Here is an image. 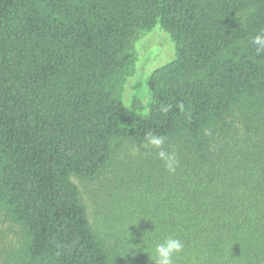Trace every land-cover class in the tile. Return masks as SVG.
Returning <instances> with one entry per match:
<instances>
[{
  "label": "trees",
  "instance_id": "16d2710c",
  "mask_svg": "<svg viewBox=\"0 0 264 264\" xmlns=\"http://www.w3.org/2000/svg\"><path fill=\"white\" fill-rule=\"evenodd\" d=\"M155 26L175 55L126 104ZM261 29L264 0H0V264H155L170 236L174 264H264Z\"/></svg>",
  "mask_w": 264,
  "mask_h": 264
},
{
  "label": "rangeland",
  "instance_id": "374dc122",
  "mask_svg": "<svg viewBox=\"0 0 264 264\" xmlns=\"http://www.w3.org/2000/svg\"><path fill=\"white\" fill-rule=\"evenodd\" d=\"M131 47L134 60L122 86L121 96L129 104L131 95H137L145 106L149 97L147 76L174 57L175 44L169 33L155 26L149 31L135 34Z\"/></svg>",
  "mask_w": 264,
  "mask_h": 264
},
{
  "label": "clouds",
  "instance_id": "9594fccd",
  "mask_svg": "<svg viewBox=\"0 0 264 264\" xmlns=\"http://www.w3.org/2000/svg\"><path fill=\"white\" fill-rule=\"evenodd\" d=\"M251 43L255 46L257 55L264 53V29L259 30L258 33L253 36ZM168 110V107L162 109V111L165 113H167ZM145 140L146 143H144L142 147H151L153 149H156L157 157L164 163V166L168 173H175L178 166V159L175 152H169L163 149L162 145L165 142V137L162 135L148 133L146 134ZM183 250V242L178 238L170 236L155 245V264H174V256H178L183 252Z\"/></svg>",
  "mask_w": 264,
  "mask_h": 264
}]
</instances>
